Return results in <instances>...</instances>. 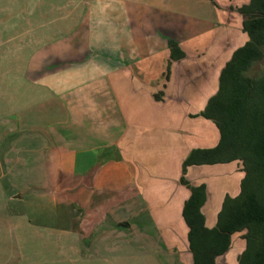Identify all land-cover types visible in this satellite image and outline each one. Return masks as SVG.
Returning <instances> with one entry per match:
<instances>
[{
	"label": "crops",
	"instance_id": "crops-1",
	"mask_svg": "<svg viewBox=\"0 0 264 264\" xmlns=\"http://www.w3.org/2000/svg\"><path fill=\"white\" fill-rule=\"evenodd\" d=\"M147 1L0 0V264L22 259L17 229L30 226L17 211L23 191L8 194L1 184L13 166L46 167L42 188L67 209L75 199L80 207L112 209L118 202L111 197L128 190L112 183L131 182L168 245L165 225L175 220V203L166 205L163 192H181L183 160L193 148L211 147H188L175 161L173 151L184 148L183 105L193 102L186 86L193 85L199 66L182 77L173 64L187 59L188 47L197 52L209 44L217 15L223 16L215 3L202 0L211 23L186 35L177 16L162 18ZM146 14L156 19L152 29L145 27ZM168 40L184 57L170 59ZM188 196L179 204L181 216Z\"/></svg>",
	"mask_w": 264,
	"mask_h": 264
},
{
	"label": "rangeland",
	"instance_id": "rangeland-1",
	"mask_svg": "<svg viewBox=\"0 0 264 264\" xmlns=\"http://www.w3.org/2000/svg\"><path fill=\"white\" fill-rule=\"evenodd\" d=\"M189 1L192 2L148 0L147 8L155 10V7H158L157 14L162 15V18L168 16L173 21H175L174 16H177V19L182 21L180 32L191 35L200 32L208 26V23H211L212 12L202 0ZM246 1L215 0L216 12L223 17L220 18L219 14L217 15L218 24L214 39L209 44H203L204 46H201L197 52H192L188 47L187 59H184L182 63L173 64V70L175 67L180 69L182 77L193 65L199 66V71L196 70L197 72L192 74L193 85L186 86L188 91L192 89L189 99L193 102L192 104L184 102L183 105V135L181 137L184 148L182 150L178 145L173 151L177 165L188 147L212 146L218 140L216 126L195 114L203 108L207 98L217 90L219 72L233 50L247 39L246 33L241 28L242 16L237 10V7ZM158 2L159 6H155ZM146 16L145 27L152 29L157 24L156 19L154 18L151 22L148 20V14ZM136 18L140 19V15ZM187 19L190 20V24L185 26L183 20ZM135 25L139 27L140 23ZM263 69L264 63L259 62L252 67L250 73L255 75ZM167 75L174 76L173 72ZM178 84L169 85L168 88L173 90L179 87ZM166 150L168 154L172 152L170 146ZM148 161L150 162V159ZM34 162V164L37 163L36 160ZM11 170L12 172L8 173L1 184L8 194L23 191V201L18 202L20 209L17 211L19 210L23 218L30 223L27 228L17 229L22 259L11 264H192L187 239L188 228L180 214L179 205L189 194L190 189L185 184H182V191H177L176 194L163 192L162 199L166 205L175 203L170 208L175 212V220L165 225L168 229L170 228L166 231V241L170 247L174 248L171 249L164 242L160 229L155 225L148 208L131 182L120 180L119 185L112 183L118 187H128L126 192H120L111 197V201L118 202L112 209H90L88 199H85L88 206L83 204L84 206L80 207L79 200L75 199L72 200L71 209H67L57 202L53 204L52 199L46 195L49 192L42 188L48 184L44 176L46 167L40 164L13 166ZM176 174H178V167ZM243 174V167L237 161L186 168L184 177L188 184L204 183L206 186L207 199L202 210L208 226L215 224L224 196L238 194ZM130 176L129 174L128 178ZM71 185L75 186V183ZM95 212H101L102 219L93 225ZM122 223H128L130 226H122ZM90 228L94 229L88 234ZM79 234L81 238L78 240ZM85 235L88 236L87 239ZM244 245L242 233L233 234L230 248L217 258V263L237 264V256ZM10 250L11 247L7 245L4 251L6 256Z\"/></svg>",
	"mask_w": 264,
	"mask_h": 264
},
{
	"label": "trees",
	"instance_id": "trees-1",
	"mask_svg": "<svg viewBox=\"0 0 264 264\" xmlns=\"http://www.w3.org/2000/svg\"><path fill=\"white\" fill-rule=\"evenodd\" d=\"M237 10L247 39L233 50L219 72L217 90L195 114L216 126L218 140L211 147L193 148L182 165L180 181L190 189L182 216L192 264H218L235 233L245 240L237 264H264V69L250 73L255 64L264 63V0H247ZM168 47L170 59L184 57L175 41L168 40ZM232 161L243 167L239 192L224 196L216 222L209 227L201 209L206 186L188 184L186 168Z\"/></svg>",
	"mask_w": 264,
	"mask_h": 264
}]
</instances>
